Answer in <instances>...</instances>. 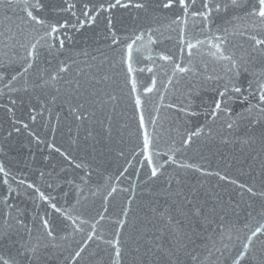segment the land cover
I'll list each match as a JSON object with an SVG mask.
<instances>
[{
    "label": "water",
    "instance_id": "1",
    "mask_svg": "<svg viewBox=\"0 0 264 264\" xmlns=\"http://www.w3.org/2000/svg\"><path fill=\"white\" fill-rule=\"evenodd\" d=\"M67 2L75 5V16L56 11L67 7L66 0H43V11L35 13L49 24L68 22L47 37L46 27L27 21L26 0L0 8V166L8 173H0V231L16 241L0 240V256L10 264H112L114 249L105 241L116 238V221L126 219L119 237L121 264H232L247 236L264 224V105L258 101L264 56L260 46L253 50L250 39H264V28L251 19H233L249 11L255 0L227 9L224 0H212L207 26L190 15L186 24H173L180 10L163 9V0H131L127 8L99 13L95 9L100 3L106 7L107 0ZM216 2L221 3L219 11ZM137 3L144 7L136 8ZM85 4L95 19L81 26L77 20L86 21ZM200 7L201 0H195L193 10ZM181 27L186 43L203 42L191 55L181 44ZM136 36H141L134 46L139 51L133 52L134 71L129 73L121 57ZM221 41L223 55L231 60L212 55V45ZM32 43L40 56L25 73L26 48ZM61 63L66 70L51 81ZM177 64L188 70L175 71ZM41 72L48 83H42ZM153 79V91L146 93ZM137 96L152 138V159L163 165L157 177H151L143 160ZM217 99L228 110L213 116ZM70 104H83L77 110L81 119L71 113ZM197 129L199 135L185 145ZM185 163L201 171L182 167ZM216 172L229 179L206 174ZM41 192L49 199L42 200ZM45 219L49 229L43 226ZM93 224L95 234L88 240ZM241 264H264V235L253 239Z\"/></svg>",
    "mask_w": 264,
    "mask_h": 264
},
{
    "label": "snow or ice",
    "instance_id": "2",
    "mask_svg": "<svg viewBox=\"0 0 264 264\" xmlns=\"http://www.w3.org/2000/svg\"><path fill=\"white\" fill-rule=\"evenodd\" d=\"M13 3V0H0V8H3L4 6H8L9 8L11 7V4ZM67 7L64 9H56L57 12H66V11H72V9L75 8V5L72 3L67 2ZM248 3V0H224V4L223 7L225 9L229 8L230 6L233 8H243L245 6V4ZM131 6V0H127L126 3H122V0H114V2H112V0H107V6L105 7V3H100L99 7L95 9V11L97 13H99L100 11H109L111 9H114L116 7H124L127 8ZM44 4H43V0H35L34 3H28L26 0V4H25V8H24V12L26 13V17H27V21H31L32 23L36 24V25H41L44 26L48 29V31L45 32V37L50 36L52 34H57L60 32L61 29H64L67 26V21H65L64 23H53V24H49L47 23V21L36 15L35 13L37 11H43L44 9ZM136 8H143L144 4L142 3H137L135 4ZM161 7L165 10L168 9H172L174 7H178L180 10V14L175 16V19L172 21L173 24H177V25H182V24H186V18L190 15L193 18H198L205 26H207V24H209L211 22V13L213 11V3L212 0H201V7L199 9H195V0H163ZM84 11L82 13V15L86 18L85 20H77V24L83 26V24L85 22L91 24L94 22L95 16H93L91 14V9H89V6L87 4H85L84 6ZM221 9V3L216 2L215 3V10L219 11ZM72 15H76V13L74 11H72ZM183 17V19H182ZM233 19H251L254 22V25L256 22L259 23V25L261 26V28H264V0H255V2L252 4V7L249 11L244 12V15L242 17H233ZM112 25V20L111 18L108 19V26L110 27ZM153 31V30H150ZM185 32L186 29L184 27L180 28V41L181 44H185ZM0 35H2V33H0ZM217 39H220L219 37H217ZM250 39L252 41H254L253 44V50L255 51L257 46H260L261 49V56H264V39H259L257 38L256 35H253L250 37ZM141 40V36H136V38L130 42L126 44L124 53L121 57V61L122 63L127 65V71L129 73H132L134 71L133 67H132V61H133V52L134 51H139L138 48H135L134 46L136 45L137 41ZM113 44H116L118 41L116 39H113ZM149 42L152 43V38L151 36L149 37ZM202 41H196V44H193L191 42H187L186 46L187 49L189 50V55H191V50L194 49L198 44H202ZM223 43V41H221V43L219 44H213L212 47H214L216 49V52H213L212 55H217V53L220 54L221 58L224 59H229L231 60V57H225L223 55V52L221 51V44ZM23 46V45H22ZM59 46L60 48H63L64 46V41L61 39L59 41ZM5 47H7V45H5ZM52 45H49V49H51ZM183 47L181 48V51H183ZM49 55H51V51H49ZM40 56V52L38 50V45L37 43H32L30 47L26 48V57L24 58V64L22 66V72H27L29 69L33 68L34 66V62L39 58ZM160 59L164 60V61H172V57L168 56V55H161ZM232 64L234 67H238L236 64L235 60H232ZM66 65L61 63L60 66L57 68V70L55 72H53L50 76V80L51 81H56L59 78V74L64 72L66 70ZM188 69H186L185 67H181L179 64L176 65L175 71H179L180 73H184L186 72ZM149 72H151V69H148ZM244 71L247 73L249 70L247 68L244 69ZM21 73L18 72L16 75H13L11 77V80L9 81V83H11V81H15L17 79V76L20 75ZM237 75H239V73H237ZM44 73L41 72L40 73V79L42 81V83H48V81H45L43 79ZM0 78H3L2 75H0ZM105 79H107V77H105ZM70 84V82H68ZM155 86V80L153 79L152 81V87H147L144 89V91L146 93H150L153 91V88ZM80 87L79 82H77V89ZM249 87H251V82H249ZM258 90H259V95H258V101L259 104L264 105V80H261L258 82ZM132 91L135 92L136 91V83L135 81H132ZM233 91L235 93H241L242 89L240 87H234ZM225 92H220L219 96L222 98L225 96ZM53 101L56 99V97L52 98ZM111 100H115L116 97L115 96H111L110 97ZM247 99V98H245ZM11 103L14 105L16 103L15 100H12ZM135 106L136 109L138 111L141 112V115L139 117V127L140 129L143 130V160L147 161V164L149 165L150 169H151V177H157L159 170L161 167H163V165H157L154 163L153 159H152V155H151V143H152V138L150 137L148 131L146 130V124H145V120H144V116L142 114L143 111V106L141 103V99L139 96L136 97L135 99ZM83 104L77 105V106H72L71 104L69 105L70 111L73 115H75L76 119H81L80 115H77V110L78 108H82ZM227 107L226 105L223 104L222 99H217L214 103V108L212 109L211 114L213 116H215L219 111H227ZM9 112H12V109L9 108L8 109ZM261 112H264V107L260 108ZM241 119H243L244 117L241 116ZM32 119L35 120L36 116L33 115ZM18 124H22V126L27 129L28 125L27 124H23L22 121H15ZM154 122V121H153ZM233 125L229 124L228 127L231 128ZM15 131H19V128L14 129ZM30 135H34L33 133H30ZM199 135V129H197V131L189 134L188 138L185 139L183 141V143L185 145H188L189 142L191 141L193 136H198ZM35 139L37 141H39V137H35ZM49 147H52V145H49ZM57 152H60V149L57 148L56 149ZM61 155H65L64 153H61ZM67 158V157H66ZM169 160H171L173 163H175L176 161L172 158L169 157ZM129 164H131V161L128 162ZM143 163V161H142ZM167 163V161H166ZM77 167H80L81 165H76ZM182 167H186V168H195L197 171H201V169L199 168V166L197 165H192V164H183ZM127 171V168L125 169V172ZM0 173H3L5 176L8 175V173L5 171L3 166H0ZM208 175H216L219 176L221 180H228L229 177L225 176V175H221V173L216 172V173H206ZM121 176L124 175V172L120 173ZM120 177L118 176L117 179H119ZM7 182V181H5ZM232 184H236L237 181L236 180H231L230 181ZM20 183H24V181H20ZM29 188H33L34 185L32 184H28L27 185ZM133 190L135 189V185H132ZM241 188L244 187V185H240ZM249 192H252V188H248L247 189ZM37 192H39V189H36ZM116 191V188L113 187L111 192L108 193L109 196L112 195L113 192ZM123 191H128V189H123ZM179 193H177L178 195ZM261 195H264V193H262ZM40 198L42 200H48L49 197L45 196L42 192L40 193ZM105 200H107V197H105ZM51 207L53 209H55L57 212L60 211V209L56 208L55 204H52ZM199 210H197L198 213ZM129 214V208L126 206L123 209V216L127 217ZM104 218V214L101 213L100 214V219ZM19 223V221H18ZM118 227L116 228V238L113 240H108L105 241V243L109 244L110 246H112V248L114 249V255L112 258V264H121V258H122V254H123V249L121 247V241L119 239L120 235H121V229L124 228L126 226V219H119L116 221ZM43 226L45 229H49V223L48 221L45 219L43 220ZM93 228V232L89 234L88 236V240L93 239V236L95 234V229H96V224L92 225ZM47 234L49 236L52 235V232L49 230L47 232ZM258 234L260 235H264V224H262L259 227H256L254 231L251 232L250 235L247 236V242H245L242 245V250L239 251L238 255H236V257L233 259L232 264H241V261L243 260V258L246 256L250 246L253 243V239L258 237ZM5 237H9V242L10 243H16V241H13L10 239V233H8L7 231H0V240L4 239ZM97 239H101V237H96ZM23 247V245H21ZM33 252L35 251L34 249L32 250ZM81 255V251H77L75 253V257H79ZM74 257V258H75ZM0 264H10V261L8 260H4L2 256H0Z\"/></svg>",
    "mask_w": 264,
    "mask_h": 264
}]
</instances>
